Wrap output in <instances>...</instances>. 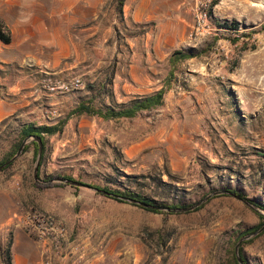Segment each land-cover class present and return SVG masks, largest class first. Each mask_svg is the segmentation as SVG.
<instances>
[{"label": "rangeland", "instance_id": "obj_1", "mask_svg": "<svg viewBox=\"0 0 264 264\" xmlns=\"http://www.w3.org/2000/svg\"><path fill=\"white\" fill-rule=\"evenodd\" d=\"M52 1L0 3L14 18L15 5L52 6ZM118 1L105 0L96 21L60 24L57 33L47 31V24L35 25L28 33L15 30L10 46L0 42V161L13 152L24 123L67 119L61 133L46 135L39 180L32 140L31 148L0 172V240H16L14 230L21 228L9 219L17 213L80 215L82 239L96 244L100 264H233L237 231L261 222L257 210L233 196L216 195L193 210L160 214L88 188L35 187L60 175L186 208L226 188L264 204V33H254L264 23V0H210L212 17L203 28L198 14L207 0H197L189 12L183 9L185 21L166 26L160 45L139 41L148 48L136 55L131 46L138 41L129 36L143 26L123 20ZM227 21L237 22L239 31L223 34L217 23ZM145 27L158 30L156 22ZM241 32L253 33L252 39L230 43ZM189 49L204 53L177 65L163 107L116 120L72 113L94 95H99L97 107L104 108L159 91L166 86L172 55ZM131 66L150 82L142 87L121 82L130 78ZM74 79L83 86L65 93L49 90ZM21 231L26 239L28 231ZM260 234L243 247L249 264H264Z\"/></svg>", "mask_w": 264, "mask_h": 264}, {"label": "crops", "instance_id": "obj_2", "mask_svg": "<svg viewBox=\"0 0 264 264\" xmlns=\"http://www.w3.org/2000/svg\"><path fill=\"white\" fill-rule=\"evenodd\" d=\"M104 1L105 0H53L52 6H45L43 5L44 3L42 4L41 2H39L38 7L15 5L12 7L15 10L14 18L6 15L10 7H6L0 3V21L3 22L12 33V37L15 30L20 33H28L35 25L42 24L48 25L46 30L50 33H57L61 31L60 24L88 23V20L96 21V19L103 14ZM196 1L197 0H124L123 11L118 14L122 16L123 20L126 22L137 25V27L143 26L139 33L129 36L138 41V43L135 45L132 44L131 46L134 55L148 48V43L144 45V43L140 44L139 41L154 39L159 41L158 45H160L161 41L166 39V34L168 32L166 26L185 21L182 15L183 9L189 12L190 7ZM150 22L157 23V31H145V24ZM11 27L13 29L12 31ZM37 28L39 27L37 26ZM12 44L13 41L9 45H4L10 46ZM134 70V66H131L130 69L127 70L128 74L131 75L130 78L128 77L127 79H121L118 75V70H116V73L118 78L121 79V82L127 83V87L131 85L129 83L136 85L133 87H142L146 82H150L148 75L146 77L136 76ZM142 71H144L143 68ZM42 95L47 98H53V95L47 92L42 93ZM2 101L4 100L0 93V103ZM79 217L80 215H69L57 219L69 229L70 236L68 239L53 242L43 241L29 234L24 225L20 223L22 215L18 213L15 214L9 221H13L16 224V228L25 230L28 236H26V239L22 240L21 229H16L14 230L16 233V240H9L7 242L0 240V264L7 263V257L3 255V252L8 248L9 244L11 264H46L47 262H50V264H100L101 257L96 253V244L90 241L89 238L82 239L80 234L81 227L78 225Z\"/></svg>", "mask_w": 264, "mask_h": 264}, {"label": "trees", "instance_id": "obj_3", "mask_svg": "<svg viewBox=\"0 0 264 264\" xmlns=\"http://www.w3.org/2000/svg\"><path fill=\"white\" fill-rule=\"evenodd\" d=\"M123 4H124V0L118 1V11L120 13H122V11H123ZM209 14H210V18H211L212 17L211 9H210ZM217 25L219 27V30H221V32L223 34H228V33L230 34L233 32H238L239 27H240V25L235 21L230 22V23L228 21L227 22H219V23H217ZM260 32L264 33V23L261 25L260 31H254V33H260ZM252 36H253V33L241 32L237 37H235L233 39H229V40H230V43H232L234 45L241 42V41H244L245 43H247L252 39ZM0 41L6 45L11 44L13 41L12 33L8 30V28L5 26V24L1 21H0ZM254 48H255V46H254ZM203 53H204V51L197 52L194 49H189L187 51H176L172 55V57L170 58L171 70L169 71L167 79H166V86L163 87L162 89H160L159 91L155 92V93L136 98V99L132 100L128 105H120V106L118 105V107L106 106L104 108L103 107L102 108L97 107L96 100L98 99L99 95L98 96L94 95L91 97V99L88 102L80 103L76 108L73 109L72 113H75L77 115H83V114L96 115V116L104 118L105 120H116V119H120V118L135 117L138 115V113H140L141 111H144V110H153V109L161 108L164 106L165 97L167 95V92L172 88L171 84H172L173 80L175 79V72H176L175 68L177 67V65L183 61L190 60V59H193L199 55H202ZM87 88L90 91H93L96 89V87L93 85H87ZM104 90H105V87L102 86V88H100V90L98 91V94L101 95L104 92ZM109 96H113V94L109 93ZM66 121H67L66 118H62L57 123H54V124L37 125L33 122L24 123L20 129L21 138H20L19 142L17 143V145H15L13 152L8 156V158L0 161V166H2L5 162H7L9 159H11L17 153V151H18L19 147L21 146V143L25 137H27V136H39L43 140V147H44L41 165H40V170H39V178H40L41 167H42V164H43V161L45 158V152H46V149H45V147H46V135H54L57 133H61L63 131V127H64ZM32 145L34 147L35 159H37L38 151H39V143L36 140H33ZM30 148H31V145H27L24 149V153L27 152ZM12 165L13 164L9 165L3 171L9 169ZM61 179H69V180L77 181L71 177H63V176L57 175V176L49 177L42 182H35V187L39 190H42V191L48 190L51 188L67 187L68 186L67 184L59 181ZM134 179H135V177H134ZM92 186L107 191L110 195H105V196H107L108 198H111L113 200H116L118 202H121V203H127L126 201L122 200L121 197H128V198H132V199H136V200L145 202L148 205H152V206L159 207V208H164V210H160L157 208L149 209V208L143 207L141 205L131 203L135 206H138L140 208H143L147 211L154 212V213L162 214V213H164L165 210H179V209L186 208V207H183L179 204H171V205H169V204H158L154 200L142 197L141 194H137V193H134L131 191L122 192L119 190H112L109 188H101V187L95 186V185H92ZM76 188L79 189V187H76ZM222 191L231 192L232 194L239 196L242 200L249 202L256 209H258L260 211H264V204H262L261 202H259L257 200H253V199L249 198L247 195H245L244 193H242L236 189L226 188V189H223ZM128 203H130V202H128ZM202 207L203 206H201L197 209L199 210ZM258 216L261 220V222L258 225L253 226L251 228H248L246 230L237 231L236 237L234 240L235 245H234V249L232 251V263L233 264H239V261H238L237 256H236V250H235V247H236L237 243L239 242V240L245 236H248V235H251V234L257 232L258 230H260L264 226V215L258 214ZM263 234H264V230H263V232H261L260 235H263ZM250 241L251 240L245 241L240 246V254H241L242 259H243L245 264H249V262L246 259V257L244 256L243 247H244V245L250 243ZM3 255H5L7 257V261H6L7 263L6 264H11L10 244L8 245V248L3 252Z\"/></svg>", "mask_w": 264, "mask_h": 264}, {"label": "built area", "instance_id": "obj_4", "mask_svg": "<svg viewBox=\"0 0 264 264\" xmlns=\"http://www.w3.org/2000/svg\"><path fill=\"white\" fill-rule=\"evenodd\" d=\"M208 2H210V0H207V3L201 4L199 7L198 24L201 27L206 25L210 20ZM83 84L84 83L80 79H74L71 82L52 85L49 90L51 92L65 93L72 89H78L82 87ZM20 223L24 225L29 234L43 241L58 242L60 240L68 239L70 236L69 229L48 213L27 212L22 215ZM46 264H50V262H47Z\"/></svg>", "mask_w": 264, "mask_h": 264}, {"label": "water", "instance_id": "obj_5", "mask_svg": "<svg viewBox=\"0 0 264 264\" xmlns=\"http://www.w3.org/2000/svg\"><path fill=\"white\" fill-rule=\"evenodd\" d=\"M31 140L32 141L36 140L39 143V151H38V156H37V159H36V166H35V178H36V180H39V170H40V165H41V160H42V155H43V149H44L43 140L39 136H27V137H25L24 140L22 141L21 146L19 147L17 153L11 159H9L7 162H5L2 166H0V172L3 171L5 168H7L9 165L13 164L24 153L25 147L28 145V143ZM59 181L65 183L67 185L74 186V187L88 188V189L94 190L95 192H98V193H101V194H104V195H110L107 191H105L103 189H99V188L93 187L90 184H86V183H83V182H80V181H74V180H69V179H61ZM221 194H227V195L233 196L236 199L245 202L247 205L253 207L260 214H262L261 211H259L254 206H252L249 202H247L245 200H242L239 196H237L235 194H232L231 192H227V191H217V192L213 193L212 195L208 196L203 201L197 203L196 205H194L192 207L179 209V210H169V211H188V210H193L197 206H200L201 204L206 202L212 196L221 195ZM121 199L126 201V202H130V203H133V204L141 205V206L149 208V209L157 208V209H160V210H164V208H159V207H155V206H152V205H148L147 203L139 201V200H136V199H132V198H128V197H121ZM263 230H264V226L260 230H258L257 232H255V233H253L251 235L245 236V237H243V238H241L239 240V242L237 243V246H236V256H237V259L239 261V264H245L243 259H242L241 254H240V246L245 241H247L250 238L260 234L261 232H263Z\"/></svg>", "mask_w": 264, "mask_h": 264}]
</instances>
